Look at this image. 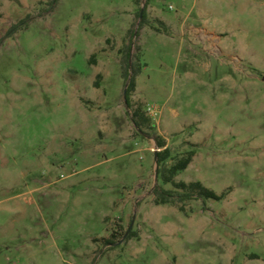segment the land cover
<instances>
[{
  "label": "rangeland",
  "instance_id": "obj_1",
  "mask_svg": "<svg viewBox=\"0 0 264 264\" xmlns=\"http://www.w3.org/2000/svg\"><path fill=\"white\" fill-rule=\"evenodd\" d=\"M155 135L228 194L156 205ZM0 264H264V0H0Z\"/></svg>",
  "mask_w": 264,
  "mask_h": 264
},
{
  "label": "trees",
  "instance_id": "obj_2",
  "mask_svg": "<svg viewBox=\"0 0 264 264\" xmlns=\"http://www.w3.org/2000/svg\"><path fill=\"white\" fill-rule=\"evenodd\" d=\"M140 1L141 0H137ZM55 3H58L59 0H54ZM141 10L138 13V18L140 19ZM147 22V12L145 9L144 17L141 21L140 27ZM23 25V21L15 24L11 27V29L7 33V38H11L17 34V32L21 29ZM134 37V31H131V38ZM133 41L125 46L122 50V69H123V78L127 83H129L128 87V106L133 109L132 112V122L136 126L138 133H145V129H152V119L147 116L141 109V107L133 108L131 104L132 95L137 90V78L142 72V67L139 64V56L132 54ZM139 49V47H137ZM132 58V62H131ZM132 75V79L129 80L130 74ZM157 141V146L161 150L158 152V165H159V178L163 182L164 185H171L173 189H166L163 186L156 187L154 191L155 195V203L156 205H173L179 208L180 211H186V203L196 201V200H222L228 192L223 193L222 195L217 194L212 189H209L201 182H178L176 179L181 172H184L188 169V167L193 162L196 151L191 150L184 154L182 157L177 159H172V152L170 148L167 146L166 140L158 135L154 136ZM173 160L172 164H169V160ZM121 232H123V228L121 227ZM122 237H125L126 233H118ZM138 235L136 232H129L126 240L130 241L136 238ZM118 237L116 234H113L110 239L106 240V244L113 246L116 244Z\"/></svg>",
  "mask_w": 264,
  "mask_h": 264
},
{
  "label": "water",
  "instance_id": "obj_3",
  "mask_svg": "<svg viewBox=\"0 0 264 264\" xmlns=\"http://www.w3.org/2000/svg\"><path fill=\"white\" fill-rule=\"evenodd\" d=\"M144 13H145V6H143V7H142V10H141V14H140V23H141V21H142V19H143V17H144ZM131 62H132V58H131ZM132 75H133V74L131 73V74H130V78H129V80L132 79ZM128 87H129V83H127L126 88H125V90H124V98H125V103H126V105H128V100H127ZM135 127H136V126H135ZM155 160H156V163L158 164V152H156V154H155ZM129 232H130V230H128V232H127L126 236L124 237V239L127 238ZM122 241H123V240H122ZM122 241H121V242H122Z\"/></svg>",
  "mask_w": 264,
  "mask_h": 264
},
{
  "label": "crops",
  "instance_id": "obj_4",
  "mask_svg": "<svg viewBox=\"0 0 264 264\" xmlns=\"http://www.w3.org/2000/svg\"><path fill=\"white\" fill-rule=\"evenodd\" d=\"M191 30L196 31V32H202V34H205V35H207V34H210L211 36L217 35L215 33L209 32L207 29H205L203 27H201V28L193 27V28H191ZM214 41L217 42V45H218L217 50H219V52L222 53V51H223V48L221 46L222 41H223L222 36H218V38H216Z\"/></svg>",
  "mask_w": 264,
  "mask_h": 264
}]
</instances>
